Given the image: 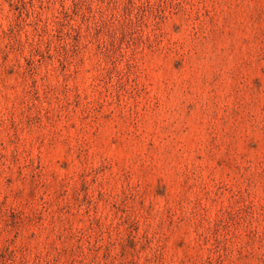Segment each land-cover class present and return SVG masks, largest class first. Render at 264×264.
<instances>
[{
    "label": "rangeland",
    "instance_id": "1",
    "mask_svg": "<svg viewBox=\"0 0 264 264\" xmlns=\"http://www.w3.org/2000/svg\"><path fill=\"white\" fill-rule=\"evenodd\" d=\"M0 264H264V0H0Z\"/></svg>",
    "mask_w": 264,
    "mask_h": 264
}]
</instances>
